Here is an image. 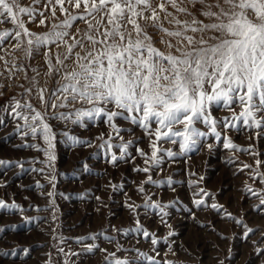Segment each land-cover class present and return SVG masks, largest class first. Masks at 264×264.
I'll list each match as a JSON object with an SVG mask.
<instances>
[{
  "label": "rangeland",
  "instance_id": "374dc122",
  "mask_svg": "<svg viewBox=\"0 0 264 264\" xmlns=\"http://www.w3.org/2000/svg\"><path fill=\"white\" fill-rule=\"evenodd\" d=\"M16 2L32 10L30 15L16 10L17 18L32 34L67 31L65 40L70 44L72 35L81 39L89 30L84 20L72 22L69 29L53 28L70 16L86 15L83 4L77 9L65 0L63 8L67 12H62L56 0ZM150 2L156 18H150L149 9L134 19L157 50L179 55L176 48L181 47V38L167 32L183 31V23L192 17L179 12L168 0ZM207 2L215 4L217 0ZM176 3L205 23L210 22L200 15V4L193 7L188 0ZM220 4L228 8L223 0ZM174 18L181 23L176 24ZM86 19L101 32L110 27L102 13ZM101 19L103 27L97 24ZM127 31L136 38L131 24ZM4 32L11 35L0 45V120L4 121L0 124V161L5 162L0 165V201L6 205L0 208V264H108L115 259L128 260L130 264H150L151 260L158 264H264V129L249 128L242 122L232 127L218 124L219 139L208 135L188 152H181L179 138L177 143L161 140L158 146L177 155L168 157L158 152L161 163L146 164L137 148L150 156V140L155 137H149L142 128L117 119L121 141L103 121L73 122L77 110L91 107L87 103L73 102L70 95L66 107L53 109L50 103L41 102L40 90L46 101L51 97L57 105L62 102L63 94L56 99L52 93L68 83L65 73L81 70L76 53L84 52L79 47L69 55L67 44L39 49L33 45L29 53V37L7 17L0 22V33ZM17 32H21L19 39ZM84 43L89 50L101 47ZM169 43L174 47L169 48ZM183 46L187 48L186 41ZM57 54L62 65L57 63ZM13 100L30 103L42 115L47 109L44 119L55 134L51 149L54 160L49 161L38 150L47 148L39 134L36 139L23 134L24 121L14 115ZM232 107L240 112L236 104ZM19 111L35 114L26 108ZM61 113L71 119L52 118ZM211 115L220 121L231 118L233 113L214 104ZM196 127L208 131L201 123ZM102 134L104 138L98 139ZM72 137L83 143H74ZM129 139L135 143L129 147L128 155L115 163L111 156L119 157L121 150L101 147L105 140L119 145ZM226 140L233 146L226 148ZM146 167L149 172L136 170ZM196 200L204 204L198 208ZM213 203L218 210L211 207ZM153 204L159 207H151ZM144 231L148 237L142 234ZM90 236L95 239H87ZM89 247L92 251L87 250Z\"/></svg>",
  "mask_w": 264,
  "mask_h": 264
},
{
  "label": "snow or ice",
  "instance_id": "6c2138e0",
  "mask_svg": "<svg viewBox=\"0 0 264 264\" xmlns=\"http://www.w3.org/2000/svg\"><path fill=\"white\" fill-rule=\"evenodd\" d=\"M56 2L61 5L62 12H67V9L63 8L65 0H56ZM68 3L77 9L83 4L86 15L70 16L53 28L69 29L72 27V22L84 20L89 29L81 39L72 35L70 44L65 40V37L69 36L67 31L54 30L44 35L30 33L24 22L17 18L16 10L29 15L32 10L19 7L16 0H0V22H3L4 17L10 18L11 22L22 30L23 35L29 37L27 41L30 46L29 53L33 45L39 49L51 44L57 46L67 44L69 55L77 47L84 52V55L76 53V60L81 70L65 73L64 78L68 83L52 93V97L56 99H60V94H63L62 102L57 105L51 97L46 101L43 90H40L39 98L42 103H50L53 109L66 107L69 95L73 102L87 103L91 107L77 110L73 122L84 124L85 120L103 121L121 141H123V136L120 135L122 129L115 123L117 119H124L142 128L145 134L149 137L154 136L155 139L150 140L149 146L152 149L150 156L143 149L137 148V151L145 157L146 164L155 166L162 161L158 152H163L168 157L177 155L170 149H164L162 145L158 146L161 140L177 143L179 138L181 152H188L195 148L201 138L208 135L219 139L221 133L217 131L218 124L232 127L242 122L249 128L254 126L264 129V0H223V3L228 5L227 9L221 6L220 0L215 4L208 3L207 0H188L193 7L197 4L202 6L199 13L209 20V23L198 19L187 8L178 7L176 0H168V3L179 12L187 13L192 17L190 22L183 23V31L167 32L171 37L181 38V47L176 48L179 55L172 53L165 55L157 50L151 43V37L144 33L134 19L142 15V11L151 9L150 0H68ZM140 6L143 8L138 12L137 8ZM160 8L163 9L164 5L161 4ZM151 10L150 18L155 19L156 12L154 9ZM97 13L106 16L110 26L104 27L103 32L86 19V16L95 18ZM53 15H55L54 10ZM174 22L178 25L181 23L175 18ZM40 23L43 24L44 20ZM97 24L103 27V20L97 21ZM128 24L133 26L135 39L132 32L127 31ZM93 31L96 35L92 34ZM188 32L193 35H187ZM210 33H218V35H210ZM9 35L10 32L0 33V45ZM20 36L21 32H17L16 38L19 39ZM32 36L35 38L32 39ZM82 41L101 47L99 50L95 47L89 50ZM185 41L187 48L183 46ZM168 47L174 46L169 43ZM65 59H68V56H65ZM57 63L63 64L59 54H57ZM49 66L51 67L50 61ZM11 103L14 115L24 121L23 134L26 136L31 134L33 139L39 134L47 148H38V150L43 151L49 161L54 160L55 156L51 149L54 147L55 134L44 119L47 109L42 115L30 103L21 104L16 100ZM214 104L227 108L233 113L232 117L220 121L213 118L211 108ZM234 104L240 108L239 113H236L232 107ZM21 108L29 109L35 114L21 113L19 111ZM52 118L71 119L64 113ZM3 122L0 120V124ZM197 123L203 124L208 131H201L196 127ZM153 124L155 128L152 127ZM103 138L102 134L98 139ZM109 138L111 139V134ZM72 140L77 144L83 143L76 137H72ZM134 143V140L129 139L114 145L109 143V140H105L101 147L107 145L109 149L118 147L121 150L119 157L111 156V161L115 163L128 155V149ZM224 146L227 148L233 145L230 140H226ZM33 147L37 146L33 145ZM208 147L211 149L212 145L209 144ZM4 163L0 161V165ZM136 170L149 172L150 168ZM148 180L151 181V176ZM195 204L199 208L204 201L196 200ZM261 204H264V198L261 199ZM2 207L6 205L0 201V208ZM151 207H159V205L153 204ZM211 207L218 210L219 206L213 203ZM142 234L145 237L149 236L147 231ZM87 239H95V237L90 236ZM156 242L155 239L152 240L153 244ZM87 250L92 251V247ZM109 255L115 254L109 253ZM108 264H130V262L115 259L110 260ZM150 264H158V262L151 260Z\"/></svg>",
  "mask_w": 264,
  "mask_h": 264
}]
</instances>
